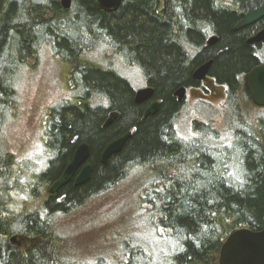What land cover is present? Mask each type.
Wrapping results in <instances>:
<instances>
[{"label":"trees","instance_id":"1","mask_svg":"<svg viewBox=\"0 0 264 264\" xmlns=\"http://www.w3.org/2000/svg\"><path fill=\"white\" fill-rule=\"evenodd\" d=\"M263 3L121 0L116 10L105 11L97 0H71L67 9L61 0H0V264H71L64 237L51 228L54 216L106 193L134 169L155 174L137 202L157 230H167L168 238L158 234L159 240L173 243L167 259L159 263L158 256L152 264H218L220 246L231 232L262 229L264 115L242 121L229 144L219 143L210 127L198 122L199 138L185 144L173 129L182 105L173 92L198 88L192 72L211 59L207 76L221 95L233 98L243 89L251 101L243 76L264 62V55H257L264 43L246 39L264 27V18L239 30L234 26ZM212 35L217 39L207 45ZM44 45L62 67L68 97L44 111L47 164L34 172L21 169L3 133L18 105L15 81ZM97 48L140 70L154 90L151 100L159 101L154 114L144 117L148 102H134L129 80L89 55ZM111 112L117 117L104 125ZM128 131L122 149L102 163L105 145ZM80 142L90 146L89 180L79 186L70 181L50 193ZM120 245L123 264H151L136 261L143 251L131 239Z\"/></svg>","mask_w":264,"mask_h":264},{"label":"rangeland","instance_id":"2","mask_svg":"<svg viewBox=\"0 0 264 264\" xmlns=\"http://www.w3.org/2000/svg\"><path fill=\"white\" fill-rule=\"evenodd\" d=\"M94 51L89 54L92 58H103L104 63L117 69L135 90L145 87L139 69L125 65L111 54L107 55L110 53L108 51L104 50L103 54L101 48ZM257 55H264V47L257 51ZM28 64L30 68L27 66L20 71L15 81L18 105L4 129L3 141L7 150L22 163L21 169L40 172L47 164V155L41 143L44 111L67 98L68 90L63 86L62 67L48 46H42L38 57ZM220 91L222 89L214 87L212 95L206 98L198 94L185 95L180 111L173 120L177 138L185 144L195 143L200 135L199 125L196 124L199 122L210 127L219 143L229 144L234 128L242 121L251 122L257 116L264 115V108L247 101L243 89H239L233 98H229L225 92L221 95ZM236 158V155L233 156L229 163L234 165ZM144 174L143 170L134 169L106 193L93 197L71 212L54 216L51 228L64 237L65 249L72 257L71 264H123L126 256L121 254L120 243L124 238L131 239L142 249L143 253L136 257V261L145 258L152 264L155 257L161 256L159 263L167 259L173 243L159 240V235L166 238L167 230H157L151 217L144 213L137 202L141 188L155 177L154 173ZM41 194L43 196V192ZM129 246L132 247V244L129 243ZM67 261L56 264H69Z\"/></svg>","mask_w":264,"mask_h":264},{"label":"water","instance_id":"3","mask_svg":"<svg viewBox=\"0 0 264 264\" xmlns=\"http://www.w3.org/2000/svg\"><path fill=\"white\" fill-rule=\"evenodd\" d=\"M99 6L105 11L116 10L121 0H97ZM64 8H69L71 0H61ZM264 18V3L247 12L244 17L234 26V30L245 28ZM217 37L210 36L206 43L213 44ZM249 44L264 43V27L256 34L249 37L246 41ZM211 59L197 66L192 77L197 81H202L206 85H211L213 82L207 76ZM244 86L248 91L251 101L258 107H264V62L253 66L243 77ZM153 88L145 86L137 89L134 92V102L137 104L147 102L152 99ZM186 93V87L180 86L174 90L173 95L177 101H182ZM159 107V101L153 100L143 112L146 117L149 114H154ZM117 117V112L109 113L104 125H108ZM131 131L124 133L121 136L111 140L105 145L100 153V161L106 163L111 155L118 153L127 138L130 137ZM90 146L86 142H80L73 155L60 174V176L49 186V192L55 193L65 184L72 181L73 185L79 186L86 183L92 172V165L89 163ZM11 242L17 243L14 237ZM218 264H264V227L260 230H251L248 228H239L230 233L222 245L218 253Z\"/></svg>","mask_w":264,"mask_h":264},{"label":"flooded vegetation","instance_id":"4","mask_svg":"<svg viewBox=\"0 0 264 264\" xmlns=\"http://www.w3.org/2000/svg\"><path fill=\"white\" fill-rule=\"evenodd\" d=\"M250 26V25H249ZM249 34H251V32L249 33ZM255 34V33H254ZM253 35V34H252ZM252 35H250V36H252ZM250 36H248V37H250ZM247 37V38H248ZM207 44V43H206ZM207 45H211V44H207ZM194 53V52H193ZM195 54V53H194ZM199 89L198 88H186V93H185V95L187 94V93H191V94H194V95H201L202 97H209L210 95H212L211 94V91H212V89L214 88V87H216V86H214L213 85V83L211 84V85H206V83H204V82H202V81H199ZM215 94V93H214ZM217 95V94H216ZM153 100H149V101H147L148 102V104L145 106V108L147 107V106H149V104L152 102ZM146 102V103H147ZM145 110V109H144ZM17 244V243H16ZM18 244H19V242H18Z\"/></svg>","mask_w":264,"mask_h":264},{"label":"bare ground","instance_id":"5","mask_svg":"<svg viewBox=\"0 0 264 264\" xmlns=\"http://www.w3.org/2000/svg\"><path fill=\"white\" fill-rule=\"evenodd\" d=\"M65 9H67V8H65ZM260 29H261V28H260ZM260 29H259V30H260ZM259 30H258V31H259ZM258 31H257V32H258ZM257 32H256V33H257ZM256 33H255V34H256ZM253 35H254V34H253ZM253 35H252V36H253ZM250 37H251V36H250ZM248 38H249V37H248ZM248 38H247V39H248ZM247 39H246V41H247ZM243 83H244V81H243ZM252 103H253V102H252ZM255 106H256V105H255ZM65 167H66V166H65ZM65 167H64V168H65ZM63 170H64V169H63ZM231 233H232V232H231Z\"/></svg>","mask_w":264,"mask_h":264}]
</instances>
